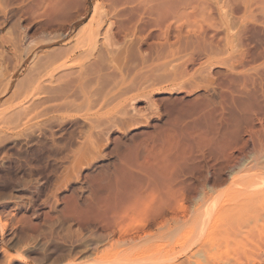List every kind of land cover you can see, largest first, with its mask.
Here are the masks:
<instances>
[{
  "label": "rangeland",
  "instance_id": "1",
  "mask_svg": "<svg viewBox=\"0 0 264 264\" xmlns=\"http://www.w3.org/2000/svg\"><path fill=\"white\" fill-rule=\"evenodd\" d=\"M49 2L0 0V264H264V0Z\"/></svg>",
  "mask_w": 264,
  "mask_h": 264
},
{
  "label": "bare ground",
  "instance_id": "2",
  "mask_svg": "<svg viewBox=\"0 0 264 264\" xmlns=\"http://www.w3.org/2000/svg\"><path fill=\"white\" fill-rule=\"evenodd\" d=\"M128 1L129 0H127V2ZM48 2H49V0H48ZM49 4H51V3L49 2ZM113 11L114 10H112V8L111 9H107L106 15H105V17L103 19H99L98 16H96V17L94 16L92 18V22L90 23V25L81 32V34L78 36V39H77L78 42L83 43L82 45L85 47L84 50H80V49H78L79 48L78 46H75L72 50H69L70 51L69 54L67 53L66 60H70L72 57H75L77 55H81L82 52L85 51V50H87V52H88V50H90V49H91L90 52L92 50H94V49H96V51L98 50L100 52H104L107 55V57L110 56V58H111V56L114 55V53L118 49L117 46H119V42L117 41L116 36L111 32L112 31L111 22H112V24H114V22L112 21ZM165 17H166V15H165ZM81 20H82V18H80V17L77 18L76 20L74 19L72 21V24H70L69 27H67V29L64 31V34L60 38L58 37L57 39H55V40L53 39V40H50L48 42L50 43V42H54V41H57V42L58 41H63V40H65V37H70V35L72 34V31H73V28L75 27V24L77 22L81 21ZM154 20H155L156 24L159 26V28L162 29V25H163L162 23L165 20L164 16L163 15L162 16L161 15L159 16V14H158V16L154 18ZM107 21H110V23L107 22ZM103 23H105V25ZM138 28H139V25L137 23H135L133 26H122L121 31L125 34V36H127V35H131V34H136L139 31ZM100 36L103 37V40H102L101 45L99 44V42H100L99 37ZM62 53H65V52L63 51ZM66 63L67 62L64 61L61 64V66H59L58 68L63 67V66L65 67L66 66L65 65ZM70 66L72 67L71 64H70ZM50 74H51L50 75L51 79H53V77L55 76L54 75V72L53 73L51 72ZM153 215H154L155 218H158V217H161L162 216V214L160 213V211L159 212H155V214H153ZM163 220L164 219L160 220V223H161L162 226L164 225V221ZM115 222H117V221H115ZM109 224H112L113 225L114 223H112V221H111V222H109ZM118 226H119V224H118ZM194 230H195V228H194ZM191 233H192V231H191ZM195 233H196V231H195ZM194 235H196V234H194ZM201 236H202V234H201ZM147 237L145 235V238H147ZM145 238H143L141 236L138 237V238H135V237L129 238L127 241H123L122 244L120 243L121 246L112 247L111 249H107L106 251H104L105 257L102 259L101 262H99V264H143V263L145 264L147 262V261L145 262V259H143V260H140V259L131 260L130 259L131 261L130 260L128 261V259H127L126 261H128V262H125L124 261L123 263H118V261H116V262L113 261V259H115L116 257H118L119 255H121V254H123L125 252H130L132 250L137 249V247L141 246L142 244H148V243H151L152 242V240L150 242H147L149 239L146 240ZM155 238H157V237H155ZM143 240H146L147 243H145ZM201 241H203V239ZM154 242H156V241H153L152 243H154ZM191 247H194V246H191ZM205 249H206V247H205ZM203 251H205L204 248H203V246L202 247H197V248L192 249L191 251H189V254H187L188 252H185L187 255H186V257L184 259L180 258L181 257L180 256L181 254H180V255H176L175 258H173L172 261H170V259H171L170 258L168 261H167V259L166 260H157V262L158 261L159 262L158 263L156 262V263L157 264H213V262L211 260H208L205 257L204 258L206 260H202L201 259V255H202V252ZM145 252H146V250H145ZM179 252H177V253H179ZM203 253H205V252H203ZM183 255H184V253H183ZM153 257H154V255H153ZM127 258H128V256H127ZM155 259H154V261H156ZM97 262L98 261H96L94 263H90V264H95ZM156 263L154 262V264H156Z\"/></svg>",
  "mask_w": 264,
  "mask_h": 264
}]
</instances>
